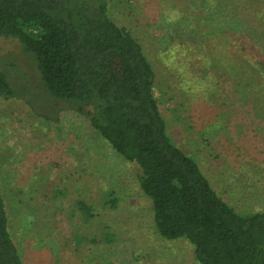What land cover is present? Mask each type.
Listing matches in <instances>:
<instances>
[{
	"label": "rangeland",
	"instance_id": "obj_1",
	"mask_svg": "<svg viewBox=\"0 0 264 264\" xmlns=\"http://www.w3.org/2000/svg\"><path fill=\"white\" fill-rule=\"evenodd\" d=\"M101 2L152 64L172 142L237 213L264 212V0ZM0 71L16 91L0 98V191L25 264H198L186 239L158 235L137 166L90 108L51 98L16 40L0 38Z\"/></svg>",
	"mask_w": 264,
	"mask_h": 264
},
{
	"label": "trees",
	"instance_id": "obj_2",
	"mask_svg": "<svg viewBox=\"0 0 264 264\" xmlns=\"http://www.w3.org/2000/svg\"><path fill=\"white\" fill-rule=\"evenodd\" d=\"M0 38L18 41L51 98L90 108L92 128L137 166L161 238L186 239L198 264H264V212L237 213L172 142L154 93V68L101 0H0ZM247 67L255 73V65ZM15 96L0 71V98ZM106 204L115 208L117 200L109 196ZM78 210L86 221L94 217L82 201ZM0 264H25L1 191Z\"/></svg>",
	"mask_w": 264,
	"mask_h": 264
}]
</instances>
